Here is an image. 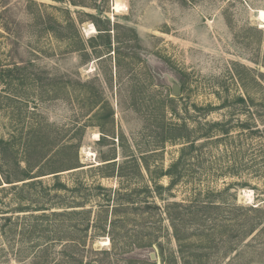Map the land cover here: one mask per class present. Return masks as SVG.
Here are the masks:
<instances>
[{"label":"rangeland","instance_id":"374dc122","mask_svg":"<svg viewBox=\"0 0 264 264\" xmlns=\"http://www.w3.org/2000/svg\"><path fill=\"white\" fill-rule=\"evenodd\" d=\"M260 10L0 0V264H264Z\"/></svg>","mask_w":264,"mask_h":264},{"label":"trees","instance_id":"16d2710c","mask_svg":"<svg viewBox=\"0 0 264 264\" xmlns=\"http://www.w3.org/2000/svg\"><path fill=\"white\" fill-rule=\"evenodd\" d=\"M58 1V0H57ZM99 30L101 31V32H99V36L100 37H108L109 38V35L110 34H108L109 32H108V29H104V30H106V32L105 31H102L103 29L102 28H99ZM107 43L108 44H106V45H109V43H110V41H107ZM188 142H190V141H193V140H191V139H189L190 137L189 136H185L184 137ZM169 139H170V141H173V140H176V139H178V137L177 136H175V137H169ZM194 146V143L193 142H191L190 144H188V148H191V147H193ZM187 149V148H186ZM185 150V149H184ZM44 159H45V156H44ZM26 161V163L28 164V168L27 169H24L23 170V175H24V179H22V180H27V179H33V178H36V177H38V176H43V175H46V174H42V175H37V176H33V172H34V170H32V166H31V162H30V160H28V159H26L25 160ZM116 161H114L113 163H115ZM42 165H44V163H43V160H40V161H38V165H37V168H41L42 167ZM177 163H175L174 165H172L171 166V168L167 171V172H162L161 173V175H169L170 177H173L172 178V181H171V183H170V187L171 186H173L174 184H175V182H176V180H175V175L177 174L174 170H175V168L177 167ZM0 172H1V174H0V186L1 185H3V182H7V183H11V182H13V180H12V178H11V175L10 174H6L5 173V169L3 168V166L2 165H0ZM36 181H38V180H30V181H27V182H25V184L26 185H34L35 183H36ZM178 203H176V205H177ZM211 205V204H210ZM210 205H208V204H203V208L204 209H207L208 208V206H210ZM41 209V208H40ZM208 210V209H207ZM254 210H261L259 207H254ZM53 214H57V212H53ZM254 226H256V225H254ZM177 239L179 240V242H181V238L179 237V236H177ZM39 255L37 256V259H39Z\"/></svg>","mask_w":264,"mask_h":264},{"label":"water","instance_id":"95a60500","mask_svg":"<svg viewBox=\"0 0 264 264\" xmlns=\"http://www.w3.org/2000/svg\"><path fill=\"white\" fill-rule=\"evenodd\" d=\"M174 93H175V94H179V93H180V92L178 91V86H176V87L174 88ZM152 258H153V259L156 258V254H155V253H152Z\"/></svg>","mask_w":264,"mask_h":264},{"label":"bare ground","instance_id":"6f19581e","mask_svg":"<svg viewBox=\"0 0 264 264\" xmlns=\"http://www.w3.org/2000/svg\"><path fill=\"white\" fill-rule=\"evenodd\" d=\"M260 18L264 21V10H260Z\"/></svg>","mask_w":264,"mask_h":264}]
</instances>
